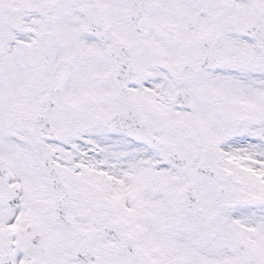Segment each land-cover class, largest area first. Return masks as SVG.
Wrapping results in <instances>:
<instances>
[{"label": "snow or ice", "instance_id": "snow-or-ice-1", "mask_svg": "<svg viewBox=\"0 0 264 264\" xmlns=\"http://www.w3.org/2000/svg\"><path fill=\"white\" fill-rule=\"evenodd\" d=\"M0 264H264V0H0Z\"/></svg>", "mask_w": 264, "mask_h": 264}]
</instances>
